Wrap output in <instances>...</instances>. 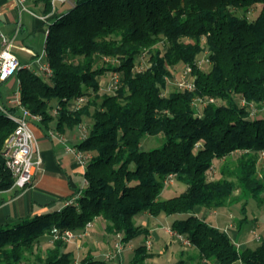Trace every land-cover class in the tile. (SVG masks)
Segmentation results:
<instances>
[{
    "label": "trees",
    "instance_id": "trees-1",
    "mask_svg": "<svg viewBox=\"0 0 264 264\" xmlns=\"http://www.w3.org/2000/svg\"><path fill=\"white\" fill-rule=\"evenodd\" d=\"M33 1L52 16L45 42L52 72L44 79L20 69V102L42 123L55 121L58 130L91 120L75 145L89 156L86 184L61 209L0 225V264H74L73 252L53 237V228L82 232L100 216L106 231L126 243L148 232L133 223L139 212L175 217L170 229L185 235L196 251L175 264H264V239L238 248L228 233L194 214L197 207L240 202L245 215L249 198L263 200L258 155L264 150V114L250 117L248 106L264 103V0ZM256 5L253 20L235 13ZM144 52L148 66L136 70ZM176 65L190 67L193 90L167 89ZM107 72L117 73L119 81L100 93ZM79 97L85 102L71 109ZM198 98L217 102L201 105ZM14 129L0 111V191L13 188L2 153ZM146 136L161 145L143 149ZM217 159L225 160L221 174L210 179L207 172ZM170 175L186 188L161 198ZM41 240L52 242L44 252L37 248ZM136 252L151 255L144 246ZM79 264L108 263L86 254Z\"/></svg>",
    "mask_w": 264,
    "mask_h": 264
},
{
    "label": "crops",
    "instance_id": "crops-1",
    "mask_svg": "<svg viewBox=\"0 0 264 264\" xmlns=\"http://www.w3.org/2000/svg\"><path fill=\"white\" fill-rule=\"evenodd\" d=\"M40 8V4H36L33 0H26L24 5L17 0H0V33L5 37V44L0 39V51L7 47L16 56L21 64V69H27L26 65L34 63L35 56L40 55L45 50L46 31L52 16L42 14ZM14 80L11 78L9 82L6 83L5 81V83L10 85ZM14 96L7 98L6 103L2 102L1 104L8 107L12 106ZM0 98H2L1 91ZM90 122L87 123L86 127L90 126ZM30 127L37 138L42 162L39 168L34 171L33 182L25 189L18 191L16 188H11L0 191V225L13 224L21 218L61 209L75 196L77 191H81L85 187L84 173L86 167L80 165L73 154L66 151L65 146H75L87 135V131L80 129L81 132L79 130L74 132L73 129L68 128L58 130L55 121L44 124L41 121L31 120ZM224 161V159L213 161L211 169L207 172L210 179H215L221 174ZM184 190L177 187L175 179L171 177L164 186L162 196L165 194L167 195L165 197H168L170 193H180ZM262 198L263 200L256 201L257 205L250 210L252 219L247 213L244 215L240 212V202L218 209L197 207L194 214L205 219L210 225L228 233L238 248L255 247L257 244L254 243H259L264 239V194ZM247 205L248 200L245 211L248 210ZM235 206H239V208L236 209ZM236 210L239 212V217L236 215ZM144 214L147 221L145 219L142 224H138L148 230L142 246L145 247L147 253L152 255L153 241L161 242L162 235L169 238L167 231L175 217H159L162 214L154 217L148 212H144ZM97 219H100L105 227V220L100 216L96 217V221L92 222L89 231L82 235L81 232L75 231L79 236L66 244L65 249L68 251L70 249L67 246L70 243L71 246L76 245L77 249L72 250V252L77 262L86 254L95 259H101L87 239L94 235L93 229ZM110 237L109 244L111 241L112 244H110V250H107V253L112 250L116 239L115 235ZM168 246H165L162 253L170 249ZM85 247L87 248L86 251L82 252ZM125 250L134 249L131 244L126 243L124 250L111 260L121 264L124 261ZM169 252L171 256L175 254L174 250ZM190 263L187 262V264Z\"/></svg>",
    "mask_w": 264,
    "mask_h": 264
},
{
    "label": "built area",
    "instance_id": "built-area-1",
    "mask_svg": "<svg viewBox=\"0 0 264 264\" xmlns=\"http://www.w3.org/2000/svg\"><path fill=\"white\" fill-rule=\"evenodd\" d=\"M19 3L23 4L26 0H17ZM48 30L46 31L47 36ZM0 39L3 44H5V37L0 33ZM46 50H44L40 55L35 56L34 63L26 65L27 70L32 71L34 74L41 76L44 79H48L51 75V68L48 62V56ZM47 58V59H46ZM21 69V64L17 60L16 56L12 54L8 48H4L0 51V85L15 76L17 72ZM111 79L113 80L110 83V89L115 87L119 81V75L117 73H111ZM176 87L180 90H193L194 84L193 80L190 77V67L185 66L184 69L179 74V77L176 81ZM20 90V87H19ZM207 101L215 102L214 98L201 99L198 98L196 102H199L201 105H204ZM85 102L84 97L77 98L74 102L71 103V109L79 108ZM217 102V101H216ZM242 105H245V101H241ZM12 106L18 107L19 111L17 114L9 113L6 111L4 105L0 103V111L4 113L9 120L15 124L14 131L7 137L5 141V146L3 149V157L7 168L10 170L13 178V188L23 190L28 185L33 182V175L36 168H39L41 165V156L39 153L37 138L35 137L33 131L30 127V121H40L41 116L30 112L25 108L21 102L19 93L14 96L12 99ZM250 117H258L264 113V103L261 106H257L254 103H250L248 106ZM53 112H56L53 110ZM65 149L67 152L73 154L75 160L82 166L86 167L88 160V154L80 150L76 146L66 145ZM258 163L264 164V150H261L258 155ZM171 179V175L167 180ZM167 182V181H165ZM86 184V181H85ZM78 196L75 195L70 199L66 205L72 203ZM92 226V222H88L85 225L84 230L81 232L85 234L88 229ZM54 238H60L65 242H69L72 239H75L77 235L72 230L59 231L56 228L52 229ZM170 233L173 237H176L177 240L181 241L184 246H190L189 239L176 231L170 229ZM125 244L122 241L120 234L116 235L115 242L113 244L112 250L107 253L106 259H113L119 253L124 250ZM74 264H79L75 261ZM218 264V263H217Z\"/></svg>",
    "mask_w": 264,
    "mask_h": 264
},
{
    "label": "rangeland",
    "instance_id": "rangeland-1",
    "mask_svg": "<svg viewBox=\"0 0 264 264\" xmlns=\"http://www.w3.org/2000/svg\"><path fill=\"white\" fill-rule=\"evenodd\" d=\"M66 4L72 5L73 0H68L66 2ZM258 11H259V5H256L255 7L249 8L248 11H245V12L242 9H236L235 13L238 16H242V15H244V13H246V16L248 17V19L253 20L255 18V16L257 15ZM160 46H163V44H160ZM46 56L47 55H45V57ZM200 58L201 59L199 62H200L201 68L204 70H208L209 66H208V63L205 64L206 63L205 59H204L205 57L200 56ZM147 59H148V52H144L137 59L135 69L136 70H142L146 66H148ZM170 71H171L172 76L167 80V87H168L167 89L168 90H172V89L176 88L175 83H176L177 78L179 77V74L182 71V69L179 67V65H176V66L170 67ZM11 78L15 79L14 82L11 83L10 85H6V83L9 82L11 80ZM11 78L8 81H6V83L4 82V84H2L0 87V91L2 93V98H0V103H2V102L6 103L7 98H11L12 96H14L15 93H17V94L19 93V81H18L17 74ZM112 81L113 80L111 79V73L107 72L105 74V77H103L100 80V90H99L100 93H103L105 91L110 92V85H111L110 83H112ZM52 104L55 107V103L53 102ZM90 121L91 120L89 118H85L80 126H75L72 128L73 131L77 132L79 130L81 132L80 129H84L87 131L89 127H86V126H87V123H89ZM158 139L156 137L146 136L142 141V148L147 150V149H150V148H153L156 146L157 147L160 146L162 141H159ZM240 153L241 152L237 151V152H234L233 154H231V156L229 157L230 160L236 159L240 155ZM258 166H260V163H258ZM176 184H177V187L181 188V190H184L186 188V185L183 184L182 182L176 181ZM170 195H172V193H170ZM165 196H167V195L164 194L161 198H166ZM255 205H257L256 200H254L253 198H249L248 199V205H247L248 210L246 211L249 218H251L250 217L251 216L250 210ZM239 206H241V205H239ZM239 206L238 207L235 206L236 209H238ZM144 215H145L144 212H139V213L135 214L133 217V223L135 225L142 224L143 221L146 219V217ZM236 215L239 217V212L237 210H236ZM159 217H168V216L162 214V216H159ZM169 217H172V216H169ZM146 221H147V219H146ZM93 232H94V235L89 236L87 238L90 246H92L94 251H96V253L100 256V258L106 260L108 264H118L115 260L106 259L107 250H110L109 247L111 246L110 244H112V241L109 244V241L111 240L110 236H113V235L109 234L106 231V229L103 225V222L100 219L99 220L97 219V222H96L95 228L93 229ZM167 232H168L169 238L166 235H162V241L161 242L153 241V247H152L153 254L150 256H147V257H142L143 253H137L136 252V248L144 245L143 242L146 239V235H147L146 233L139 234L138 236H136V237L132 238L131 240H129L128 242H126L127 244H131L133 246L134 250H125L124 251V261L121 264H175L176 261L179 258H181V256L182 257L186 256V259H187L188 256L195 255L196 251L192 246H188V247L184 246L181 241L177 240L176 237L172 236V234L170 233V229ZM73 240H75V239H72L69 242H72ZM41 241L42 242H39L37 244V248L40 249L41 252H44V250L47 247H50L52 245L51 241H47V240H44V241L41 240ZM126 243H124V244H126ZM66 244H68V243H66ZM70 244L67 246L70 249V251L77 249L75 244H73V246H71ZM254 244H258V243H254ZM167 245L170 246V249H168L165 253H162L163 249ZM86 249H87L86 247H85V249H82V252L83 251L85 252ZM170 250H174L175 254L171 256L170 252H169ZM145 252L147 253L146 250H145ZM183 253H184V255H182ZM81 255H82V253H81ZM80 259L78 261H80Z\"/></svg>",
    "mask_w": 264,
    "mask_h": 264
}]
</instances>
